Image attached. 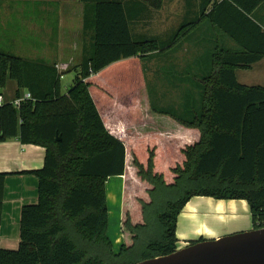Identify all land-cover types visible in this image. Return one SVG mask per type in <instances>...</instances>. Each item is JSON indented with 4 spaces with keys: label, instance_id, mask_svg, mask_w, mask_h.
<instances>
[{
    "label": "trees",
    "instance_id": "obj_1",
    "mask_svg": "<svg viewBox=\"0 0 264 264\" xmlns=\"http://www.w3.org/2000/svg\"><path fill=\"white\" fill-rule=\"evenodd\" d=\"M162 1L79 0L82 53L66 93L54 64L0 53V89L13 80L31 95L17 109L0 106V143L45 149L42 168L22 173L37 178V202L21 208L17 249L0 247V264H138L170 255L180 249L178 218L197 197L245 201L252 230L264 228V88L235 76L264 58L254 15L264 0H198L196 11L186 0L191 20L169 40L135 38L132 21ZM198 34L199 46L213 43L196 61V97L184 95L177 111L157 108L143 61ZM152 114L184 132L163 137L149 128ZM8 175L0 173V223ZM109 177L124 179L118 253L107 237Z\"/></svg>",
    "mask_w": 264,
    "mask_h": 264
},
{
    "label": "crops",
    "instance_id": "obj_2",
    "mask_svg": "<svg viewBox=\"0 0 264 264\" xmlns=\"http://www.w3.org/2000/svg\"><path fill=\"white\" fill-rule=\"evenodd\" d=\"M186 15H190L188 11ZM254 15L262 23L264 30V5ZM82 19L83 5L79 0H0V53L54 64L60 75L61 91L66 93L73 84L72 69L78 66L81 60ZM10 27L16 29V32L10 30ZM28 33H33V38L30 39L31 43H28ZM5 40L11 47L13 46L14 50H17L16 55L15 52L2 50ZM224 40L230 48H236L229 40L225 38ZM25 48L31 51V53L29 52L31 57L36 58L32 60L29 56H20ZM238 72H241V80L237 77L236 73ZM235 76L237 82L242 86L264 88V58L247 70H236ZM26 93L27 91L24 90L19 91L16 82L13 80H7L4 88L0 89V97L3 98V103H11L17 98V95L23 96ZM151 116L153 121L149 128H157L163 134L160 127L155 124L154 114ZM176 127L175 131H182L181 126L176 125ZM44 156V148L35 145H23L17 138H11L0 143V173L9 174L5 179L0 223V247L4 250L17 249L15 247L18 246L19 240L20 210L23 206L37 202V178L34 175L22 173L40 170L43 166ZM120 178L123 191L124 179L123 177ZM122 191H120V198L118 197L120 210ZM187 216L183 220L192 221L196 217L193 212ZM193 223L197 224V222ZM193 223L188 225L187 221L181 222V219L177 221L176 233L180 237H185L182 238L184 247L195 242V238L200 237L201 230L203 232L208 230L205 227L200 229L196 225L193 227ZM220 237L222 236L220 235Z\"/></svg>",
    "mask_w": 264,
    "mask_h": 264
},
{
    "label": "rangeland",
    "instance_id": "obj_3",
    "mask_svg": "<svg viewBox=\"0 0 264 264\" xmlns=\"http://www.w3.org/2000/svg\"><path fill=\"white\" fill-rule=\"evenodd\" d=\"M121 1L125 3L129 0ZM198 2V0L192 2V4L194 3L191 7L192 11H196ZM189 6L190 4L186 0H163L161 7L158 9L146 8L147 10L143 15L132 21L131 31L133 36L135 38L141 36L146 39H155L158 41L169 40L182 24L190 22V16L186 15V12L189 11ZM54 27H56V24H54ZM10 30L16 32V29L13 27H10ZM28 34V43H31L30 39L31 37L33 38V33ZM198 36L199 34L195 37L193 36L191 40L183 42L180 47L170 48L169 50L153 54L143 61L150 97L157 108L177 111L181 107L184 95L192 92L193 96L196 97L197 92L194 89L195 80L198 76L196 61L203 57L206 51L212 49L213 43L208 39L205 40L203 36L205 43L201 42L199 46L198 43L201 40L197 38ZM215 37L216 34L214 33L211 38L214 39ZM3 44L4 47H2V50L15 52V55L17 54V50H14L13 46L11 47L6 40L3 41ZM29 52L31 53L28 48H25L20 56H29L32 60L36 58L31 57ZM236 74L239 80H241V72ZM154 116L155 124L162 130L163 137L178 138L184 132V129L181 132L179 130L175 131L177 129L176 125L178 124L169 117L159 114H154ZM190 134L192 132L188 133V135ZM120 179V177H109L106 179L104 185L106 188L105 197L108 213L107 237L113 253H118L119 245L122 242L121 210L119 205L122 182ZM191 212L196 217L192 221L189 219L183 220ZM178 219H181V222L187 221L188 225L197 222V224H192L193 227L196 225L200 229L204 227L208 229L204 232L201 230V235L195 238V242L198 240L215 239L213 236L220 237V235L226 236L247 232L253 228L249 207L245 201L219 202L218 200L209 198H195L190 204L188 203L185 206ZM184 228L186 229L185 226ZM176 237L178 238L179 245L183 248L184 241H182V238L185 237H180L177 233Z\"/></svg>",
    "mask_w": 264,
    "mask_h": 264
},
{
    "label": "water",
    "instance_id": "obj_4",
    "mask_svg": "<svg viewBox=\"0 0 264 264\" xmlns=\"http://www.w3.org/2000/svg\"><path fill=\"white\" fill-rule=\"evenodd\" d=\"M138 264H264V228L195 242Z\"/></svg>",
    "mask_w": 264,
    "mask_h": 264
},
{
    "label": "built area",
    "instance_id": "obj_5",
    "mask_svg": "<svg viewBox=\"0 0 264 264\" xmlns=\"http://www.w3.org/2000/svg\"><path fill=\"white\" fill-rule=\"evenodd\" d=\"M29 100H31V95L27 92L26 94H24L20 98L14 99L11 103H12L13 107H15L17 109V108H19V106L22 102L29 101ZM1 104H3V98L2 97H0V105Z\"/></svg>",
    "mask_w": 264,
    "mask_h": 264
},
{
    "label": "flooded vegetation",
    "instance_id": "obj_6",
    "mask_svg": "<svg viewBox=\"0 0 264 264\" xmlns=\"http://www.w3.org/2000/svg\"><path fill=\"white\" fill-rule=\"evenodd\" d=\"M198 241H199V240H198ZM196 242H197V241H196ZM189 244H190V243H189ZM189 244H188V245H189Z\"/></svg>",
    "mask_w": 264,
    "mask_h": 264
}]
</instances>
